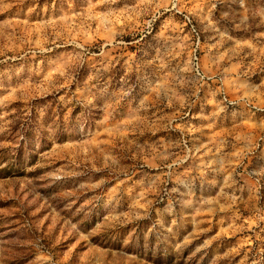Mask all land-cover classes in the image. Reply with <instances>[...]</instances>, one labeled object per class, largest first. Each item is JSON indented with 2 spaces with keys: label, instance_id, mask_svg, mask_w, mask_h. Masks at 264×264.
Here are the masks:
<instances>
[{
  "label": "rangeland",
  "instance_id": "rangeland-1",
  "mask_svg": "<svg viewBox=\"0 0 264 264\" xmlns=\"http://www.w3.org/2000/svg\"><path fill=\"white\" fill-rule=\"evenodd\" d=\"M0 264H264V0H0Z\"/></svg>",
  "mask_w": 264,
  "mask_h": 264
},
{
  "label": "built area",
  "instance_id": "built-area-1",
  "mask_svg": "<svg viewBox=\"0 0 264 264\" xmlns=\"http://www.w3.org/2000/svg\"><path fill=\"white\" fill-rule=\"evenodd\" d=\"M196 58H198V57H196ZM197 70H198V72H199V67L197 66V68H196Z\"/></svg>",
  "mask_w": 264,
  "mask_h": 264
}]
</instances>
